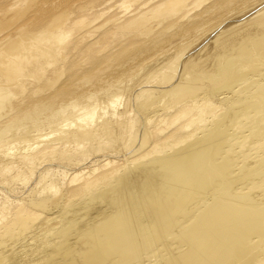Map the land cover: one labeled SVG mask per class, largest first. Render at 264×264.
I'll use <instances>...</instances> for the list:
<instances>
[{
    "label": "bare ground",
    "instance_id": "1",
    "mask_svg": "<svg viewBox=\"0 0 264 264\" xmlns=\"http://www.w3.org/2000/svg\"><path fill=\"white\" fill-rule=\"evenodd\" d=\"M13 181L0 264H264V0H0Z\"/></svg>",
    "mask_w": 264,
    "mask_h": 264
},
{
    "label": "rangeland",
    "instance_id": "2",
    "mask_svg": "<svg viewBox=\"0 0 264 264\" xmlns=\"http://www.w3.org/2000/svg\"><path fill=\"white\" fill-rule=\"evenodd\" d=\"M100 160H101L100 158L92 159L84 163L82 165L83 166L82 168L84 169L86 168L85 170L92 168V166L98 164ZM243 185H246V183L244 181H241L235 187H240ZM35 187H36V183H34V181L30 183L29 185H24L18 181H13L9 184L0 183V203L7 201L10 204V203H14L15 201H19V200L29 201L31 198L34 199L36 198V196H31V191H34Z\"/></svg>",
    "mask_w": 264,
    "mask_h": 264
}]
</instances>
